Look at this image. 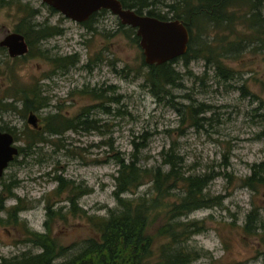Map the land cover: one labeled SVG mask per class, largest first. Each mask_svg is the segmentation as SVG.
Listing matches in <instances>:
<instances>
[{"label": "rangeland", "instance_id": "rangeland-1", "mask_svg": "<svg viewBox=\"0 0 264 264\" xmlns=\"http://www.w3.org/2000/svg\"><path fill=\"white\" fill-rule=\"evenodd\" d=\"M175 1L153 0L155 8H150L170 17L172 12L166 4ZM18 4L38 11L31 21L63 29L62 34L39 42V49L46 50L49 56L76 54L79 62L60 68L43 57L24 54L13 61L4 50L0 53V99H18L19 88L37 83L50 99L49 106L34 112L39 127L50 113L73 118L89 108V118H95L99 128L44 135V142L26 147L25 133L32 127L19 113L20 102L15 101V111L0 114V127L11 130L17 148L24 147L0 174L5 209L13 205L21 208L15 223L6 217V212H0V258L37 251L28 242L26 229L45 231L46 206L65 216L64 220H47L59 244L80 243L92 236L84 214L72 210L69 188L55 190V177L72 181L79 188L77 193L82 194L76 201L77 208L89 215H105L116 205L115 157L128 158L135 141L146 142L139 154L140 163L146 167L160 165L162 148L174 143L184 158L185 171L214 175L207 192L218 199L217 203L180 217L181 221L198 225L202 222L205 226L204 231L186 240L187 248L203 251L189 264H260L263 249L255 237L244 232L243 226L252 209L264 220V187L242 185L251 166L264 162V49L250 46L238 57L224 59V64L234 70L232 79L224 78L212 67L206 68L202 58L186 66L182 60L177 61L174 67L182 75L181 86L170 88L171 96L159 102L144 81L147 66L142 49L129 31L120 30L119 19L109 10L95 16L88 28L51 11L40 0H0V40L13 32L22 17ZM236 29L230 39L247 34L243 26L237 25ZM93 89L104 96L94 98L90 92ZM200 102L208 105V110L197 114L195 124L187 112L183 115L176 110H186L187 105ZM105 106L110 107V113H106ZM3 185H8L11 195ZM149 186L147 181L129 195L148 192ZM173 194L166 199L168 202L174 201ZM151 219L149 231L155 235L156 246L164 241L156 235L164 219L156 214Z\"/></svg>", "mask_w": 264, "mask_h": 264}, {"label": "trees", "instance_id": "trees-1", "mask_svg": "<svg viewBox=\"0 0 264 264\" xmlns=\"http://www.w3.org/2000/svg\"><path fill=\"white\" fill-rule=\"evenodd\" d=\"M120 1L123 7L135 9L139 14L146 9V14L149 16L164 20L179 19L189 31L188 49L184 55L162 64L149 65L144 62L147 66L144 81L152 96L159 102L171 96L170 88L181 86L182 75L174 67L177 61L182 60L186 66L192 60L202 58L206 62V68L212 67L224 78L232 79L234 70L224 64V59L238 57L250 46L264 49V0H177L166 4L172 12L170 17L156 11L153 0ZM151 6L154 8H150ZM50 9L56 11L52 7ZM17 10L23 14L13 31L20 33L27 44L28 49L24 57H43L60 68L74 66L79 62L76 54L46 55V50L39 49L38 43L62 34L63 29L57 25L37 24L31 21L38 11L29 8L27 4H18ZM105 11L101 9L93 13L82 24L90 28L95 16ZM237 25L243 26L247 34L230 39V36L237 32ZM118 27L120 30L124 29L122 31L124 33L129 31L131 39L138 42L139 38L134 28L120 22ZM193 28H196L195 32L192 31ZM0 53H4L1 47ZM17 58L19 57L11 59L14 61ZM16 92L18 99H13V96L9 102L0 99V114L8 110L15 111V101L20 102L21 107L18 110L23 117L50 105L49 97L43 94L37 83L30 87H21ZM90 92L96 99L104 96L94 89ZM113 100L114 98L108 101ZM177 108L176 110L182 111L183 115L187 112L188 117L195 124L199 119L197 114L207 112L208 105L200 102L197 105H187L186 110ZM88 109H83L73 118L63 117L59 112L46 115L42 127L27 128L26 147L44 142L46 140L44 135H61L67 130L98 129V121L89 118ZM104 110L107 111L106 113L111 112L110 107L107 106ZM0 131L11 133L9 128L0 127ZM13 139L15 140V136ZM132 143L134 149L128 158L119 155L115 157L118 165L113 191L116 205L105 215H89L81 208H77L76 201L82 194L77 193L79 188L74 186L72 181H66L60 176L55 177L58 182L55 190L60 192L69 188V193L72 194L69 198L72 210L75 212L78 209L84 214L92 227V236H88L80 243L59 244L52 237L47 220L54 218L64 220L65 216L60 210L55 211L51 206H46V220L43 225L45 231L35 232L26 229L27 240L37 251H22L17 255L1 257L0 264H189L198 259L203 251L189 249L185 243L189 236L204 231L205 226L202 222L198 225L192 221H181L180 217L199 209L210 208L217 203L218 199L211 197L207 192L214 175L207 172L185 171L184 158L177 151L174 143L162 148L160 165L146 167L140 163L139 157L140 150L146 146V142ZM17 149L19 153L24 147ZM147 181L150 182L148 190L151 192L129 195L134 194L133 192ZM259 185L264 187V162L251 166V172L243 179L242 186L256 189ZM5 187L11 195L8 185ZM176 190L180 193H176ZM172 194L174 201L168 202L166 199ZM3 200L4 198L0 196V212H6L8 219L13 223L17 222V213L21 208L13 205L10 210H6ZM156 211L158 213H155ZM152 214L162 216L164 219L156 229V235L162 237L164 241L156 246L155 235L149 231ZM243 230L258 240V244L263 249L260 252V264H264V220L255 209L247 213Z\"/></svg>", "mask_w": 264, "mask_h": 264}, {"label": "water", "instance_id": "water-1", "mask_svg": "<svg viewBox=\"0 0 264 264\" xmlns=\"http://www.w3.org/2000/svg\"><path fill=\"white\" fill-rule=\"evenodd\" d=\"M52 7L64 17L75 22L87 21L90 16L101 10H109L119 22L135 28L138 45L142 49L146 64H162L184 55L188 49L189 31L179 19H159L147 14H139L135 9L123 7L120 0H40ZM0 46L6 49L9 57L21 56L27 52L24 37L18 32H8L0 40ZM26 122L38 129V119L32 112L26 116ZM13 136L0 131V174L17 154Z\"/></svg>", "mask_w": 264, "mask_h": 264}, {"label": "flooded vegetation", "instance_id": "flooded-vegetation-1", "mask_svg": "<svg viewBox=\"0 0 264 264\" xmlns=\"http://www.w3.org/2000/svg\"><path fill=\"white\" fill-rule=\"evenodd\" d=\"M82 23H84V22H82ZM1 48H3V50H5V52H6V49L4 47H1ZM6 54H7V52H6ZM16 57H18V56H16ZM10 58H14V57H10Z\"/></svg>", "mask_w": 264, "mask_h": 264}]
</instances>
